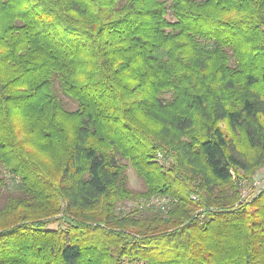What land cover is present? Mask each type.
Returning a JSON list of instances; mask_svg holds the SVG:
<instances>
[{
  "label": "trees",
  "instance_id": "16d2710c",
  "mask_svg": "<svg viewBox=\"0 0 264 264\" xmlns=\"http://www.w3.org/2000/svg\"><path fill=\"white\" fill-rule=\"evenodd\" d=\"M223 123L264 166V0H0V264H264Z\"/></svg>",
  "mask_w": 264,
  "mask_h": 264
},
{
  "label": "rangeland",
  "instance_id": "374dc122",
  "mask_svg": "<svg viewBox=\"0 0 264 264\" xmlns=\"http://www.w3.org/2000/svg\"><path fill=\"white\" fill-rule=\"evenodd\" d=\"M60 95L69 109L77 108V103L73 99L69 98L62 92L60 93ZM223 127L226 129V131H228V133H231V135L236 136V138L239 140L238 142L239 145L243 148L245 153L247 151L246 155L248 158L251 159V157L254 156L255 153L254 151L250 150L249 147L247 146V143L245 141L242 132L232 131L230 127L227 125V123H223ZM250 161L252 166L250 170L243 173L244 178L242 179L243 181L241 183V196L239 198L244 202L250 201L254 196H256L259 193V191L264 189V166L255 165L253 159H251ZM126 174L128 178V185L131 188L135 190H143L145 188L143 179L138 176L137 172L131 165L128 166ZM4 175H5L4 177L7 179L6 181L8 183V186L11 187L12 184L11 174L7 172V170H5ZM17 180L19 181V178H17ZM104 202L105 199H103V201L100 203L99 206L87 210L85 211V213L90 215H98V216L104 215V207H105ZM119 207L123 210V212H127L131 210L133 207H137V204L133 201H125L123 203H120ZM254 207L255 206H252V209ZM57 226H58L57 223L51 225L52 228H56Z\"/></svg>",
  "mask_w": 264,
  "mask_h": 264
},
{
  "label": "built area",
  "instance_id": "2783aa9c",
  "mask_svg": "<svg viewBox=\"0 0 264 264\" xmlns=\"http://www.w3.org/2000/svg\"><path fill=\"white\" fill-rule=\"evenodd\" d=\"M153 204H157V205H163V203L165 202V199L162 198V199H158V198H154L152 201H151ZM165 206H162V208H164Z\"/></svg>",
  "mask_w": 264,
  "mask_h": 264
}]
</instances>
